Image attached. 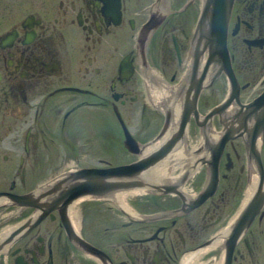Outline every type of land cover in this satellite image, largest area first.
I'll list each match as a JSON object with an SVG mask.
<instances>
[{
  "label": "flooded vegetation",
  "instance_id": "flooded-vegetation-1",
  "mask_svg": "<svg viewBox=\"0 0 264 264\" xmlns=\"http://www.w3.org/2000/svg\"><path fill=\"white\" fill-rule=\"evenodd\" d=\"M155 2L0 0V264H101L71 235L50 180L67 171L115 166L94 155V129L100 154L110 157L108 150L119 143L132 157L119 165L141 157L124 144V128L130 131L136 123V133L146 136L155 127L150 139L161 130L163 116L147 98L136 51L138 31ZM169 3V12L151 30L147 50L156 72L176 85L186 65L194 0ZM224 51L243 103L264 75V0H231ZM226 91L220 72L199 91V113L219 105ZM263 91L264 77L245 105ZM211 127L222 129L219 114L212 115ZM186 129L184 148H196L201 128L194 117ZM130 136L137 149L150 140ZM259 157L264 170V122ZM248 169L242 138L234 137L221 149L205 199L187 213L138 221L114 203L91 198L76 200L70 215L76 231L110 264H130L166 238L205 243L235 210ZM207 175L202 161L177 188L199 196ZM126 202L144 213L182 206L169 195ZM228 264H264V202L234 242Z\"/></svg>",
  "mask_w": 264,
  "mask_h": 264
},
{
  "label": "water",
  "instance_id": "water-1",
  "mask_svg": "<svg viewBox=\"0 0 264 264\" xmlns=\"http://www.w3.org/2000/svg\"><path fill=\"white\" fill-rule=\"evenodd\" d=\"M231 0H194L188 53L182 80L172 85L151 65L147 40L151 30L169 12V0H156L148 21L139 29L136 51L140 71L152 107L163 116V126L145 143L140 159L128 165L106 169L67 171L51 179L66 226L74 239L91 250L101 264H110L75 229L70 210L76 200L98 198L112 201L125 215L138 221L175 217L197 207L213 182L221 149L228 139L241 137L248 159L247 181L239 202L222 227L205 243L184 245L163 239L148 256H136L130 264H228L234 242L264 202V170L260 165L261 128L264 122V91L245 105L238 102V86L224 51L225 27ZM222 72L227 81L223 101L206 114H200L196 101L199 91ZM219 114L222 129L211 127V117ZM189 115L201 128L196 148L184 150L185 127ZM124 144L133 139L124 133ZM202 161L208 175L199 196L177 188L194 176ZM169 195L181 207L160 213L134 210L126 200L140 196Z\"/></svg>",
  "mask_w": 264,
  "mask_h": 264
},
{
  "label": "rangeland",
  "instance_id": "rangeland-1",
  "mask_svg": "<svg viewBox=\"0 0 264 264\" xmlns=\"http://www.w3.org/2000/svg\"><path fill=\"white\" fill-rule=\"evenodd\" d=\"M135 124L136 123H133L132 122V124L130 125V127H129V130L130 131H128L126 128V132L129 134V136H130V133L131 134H134V135H137V138H141V140H146V139H150L154 134H155V131H156V128L154 127L152 130H149V131H147V134H146V136H143V134L140 136V135H138V133H136L137 131H135ZM151 126V125H150ZM153 127V126H152ZM187 128V127H186ZM95 131H94V155H97V156H100V158H102V159H104V160H106L107 162H108V164H110V165H115V166H109L108 168H116V167H120V166H124V165H128V164H130V163H128V164H121V165H119V163H126L128 160H130V159H132V157L131 156H128V155H126V153H125V151H123L122 149H121V146H119V143H115L116 145H114L112 148L114 149L113 150V152L111 151V150H108V151H110V157H107L106 156V154L105 153H102V154H100V151L98 150V147H97V145H98V143H99V136H98V133H97V131H96V129H94ZM186 131H187V129H186ZM121 133H122V135H124L123 134V131H121ZM126 133V134H127ZM136 133V134H135ZM115 134L118 136V131L117 130H115ZM186 135V134H185ZM131 138H132V136H130ZM123 139H125V136L123 137ZM151 140V139H150ZM134 141V140H133ZM185 141H186V137H185ZM135 143V142H134ZM133 146H134V148L136 149V155L137 156H139L140 155V152H141V150H142V148H136L135 146L136 145H129L128 147H131V148H133ZM126 148V147H125ZM186 150V149H185ZM130 157V158H129ZM98 160V158H95L94 157V166H96L97 164H96V161ZM136 161V160H135ZM133 162V161H132ZM106 169V168H105ZM95 199H98V198H95ZM99 200H102V201H104V202H107V203H113L112 201H110V200H104V199H99ZM101 201V202H102ZM97 222V219H95L94 220V223H96ZM97 223H99V226L102 228L103 227V223H102V221H100V222H97ZM87 250V249H86ZM88 252H89V254H93L92 252H91V250H87ZM94 255V254H93ZM95 256V255H94ZM96 257V256H95Z\"/></svg>",
  "mask_w": 264,
  "mask_h": 264
},
{
  "label": "bare ground",
  "instance_id": "bare-ground-1",
  "mask_svg": "<svg viewBox=\"0 0 264 264\" xmlns=\"http://www.w3.org/2000/svg\"><path fill=\"white\" fill-rule=\"evenodd\" d=\"M231 4V3H230ZM62 10H64V9H62ZM56 14V13H55ZM64 15V14H63ZM31 16V15H30ZM54 16V15H53ZM111 16V15H110ZM55 18V17H54ZM31 20V19H30ZM29 20V21H30ZM6 35V34H5ZM6 37V36H5ZM26 37V36H25ZM31 43V42H30ZM27 44V43H26ZM6 49V48H5ZM191 115H189V117H190ZM189 119V118H188ZM219 119H220V117H219ZM186 127H187V124H186ZM186 127H185V134H186ZM185 134H184V136H185ZM184 144H185V137H184ZM184 150H185V148H184ZM57 200H55V202H56ZM41 208V207H40ZM96 249V248H95Z\"/></svg>",
  "mask_w": 264,
  "mask_h": 264
}]
</instances>
